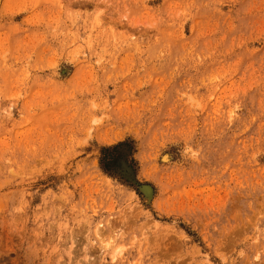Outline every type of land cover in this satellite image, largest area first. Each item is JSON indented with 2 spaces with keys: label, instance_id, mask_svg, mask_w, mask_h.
Instances as JSON below:
<instances>
[{
  "label": "rangeland",
  "instance_id": "374dc122",
  "mask_svg": "<svg viewBox=\"0 0 264 264\" xmlns=\"http://www.w3.org/2000/svg\"><path fill=\"white\" fill-rule=\"evenodd\" d=\"M0 264H264V0H0Z\"/></svg>",
  "mask_w": 264,
  "mask_h": 264
},
{
  "label": "trees",
  "instance_id": "16d2710c",
  "mask_svg": "<svg viewBox=\"0 0 264 264\" xmlns=\"http://www.w3.org/2000/svg\"><path fill=\"white\" fill-rule=\"evenodd\" d=\"M102 152H104V156L101 158V162L109 165L113 162V154L112 152H107L108 148L102 147Z\"/></svg>",
  "mask_w": 264,
  "mask_h": 264
},
{
  "label": "bare ground",
  "instance_id": "6f19581e",
  "mask_svg": "<svg viewBox=\"0 0 264 264\" xmlns=\"http://www.w3.org/2000/svg\"><path fill=\"white\" fill-rule=\"evenodd\" d=\"M142 189H143L145 195L146 196H149V194H150V188L148 186H143Z\"/></svg>",
  "mask_w": 264,
  "mask_h": 264
}]
</instances>
